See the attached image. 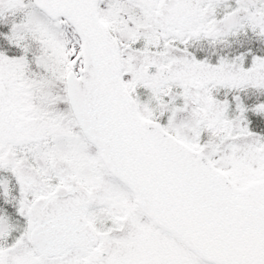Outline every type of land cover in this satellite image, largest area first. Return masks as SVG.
I'll return each instance as SVG.
<instances>
[{"label":"snow or ice","instance_id":"snow-or-ice-1","mask_svg":"<svg viewBox=\"0 0 264 264\" xmlns=\"http://www.w3.org/2000/svg\"><path fill=\"white\" fill-rule=\"evenodd\" d=\"M0 264H264V0H0Z\"/></svg>","mask_w":264,"mask_h":264}]
</instances>
